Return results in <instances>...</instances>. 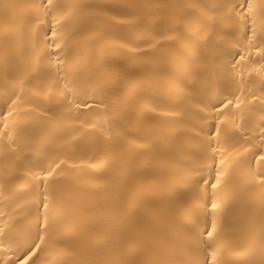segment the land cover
Returning a JSON list of instances; mask_svg holds the SVG:
<instances>
[{
	"label": "bare ground",
	"instance_id": "obj_1",
	"mask_svg": "<svg viewBox=\"0 0 264 264\" xmlns=\"http://www.w3.org/2000/svg\"><path fill=\"white\" fill-rule=\"evenodd\" d=\"M29 249L264 264V0H0V264Z\"/></svg>",
	"mask_w": 264,
	"mask_h": 264
},
{
	"label": "snow or ice",
	"instance_id": "obj_2",
	"mask_svg": "<svg viewBox=\"0 0 264 264\" xmlns=\"http://www.w3.org/2000/svg\"><path fill=\"white\" fill-rule=\"evenodd\" d=\"M241 59H243V57H241ZM213 131H219V129L214 127ZM219 183H220V178L217 176V177H215V183L212 184L211 186L213 188H215ZM211 206H212L213 209H215L217 207V205L215 203H213ZM44 207H47V205H44ZM214 231H215V224L213 223L211 225V230L207 232V235L211 236ZM35 247H38V245L34 244L32 246V248H35ZM31 252H32V249H29V251L26 252L24 254V256L20 257L19 258V264H28V260L31 259V256L29 255V253H31ZM5 264H7V262H5ZM11 264H18V262H17V260H12ZM32 264H35V261H32Z\"/></svg>",
	"mask_w": 264,
	"mask_h": 264
}]
</instances>
